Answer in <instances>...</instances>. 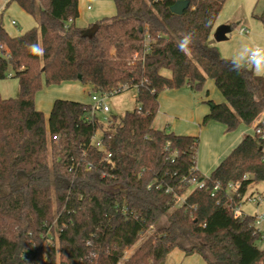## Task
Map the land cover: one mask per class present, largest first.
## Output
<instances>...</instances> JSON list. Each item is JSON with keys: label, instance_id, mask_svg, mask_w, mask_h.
Wrapping results in <instances>:
<instances>
[{"label": "trees", "instance_id": "16d2710c", "mask_svg": "<svg viewBox=\"0 0 264 264\" xmlns=\"http://www.w3.org/2000/svg\"><path fill=\"white\" fill-rule=\"evenodd\" d=\"M12 1L39 26L13 36L0 14V78L13 72L20 85L18 97L0 95V264H121L132 247L122 264H165L175 248L209 264H264L254 216L230 207L264 182L255 131L264 130V77L237 70L210 43L227 0H188L180 15L171 11L180 0H113L116 14L92 34L74 22L79 0ZM188 33L195 39L182 48ZM208 80L225 101L207 102L202 125L256 124L254 133L169 212L188 180L202 177L200 140L153 127L158 97ZM67 81L116 94L136 87L137 107L102 121L90 103L56 99L47 119L36 94Z\"/></svg>", "mask_w": 264, "mask_h": 264}, {"label": "crops", "instance_id": "0c3cea01", "mask_svg": "<svg viewBox=\"0 0 264 264\" xmlns=\"http://www.w3.org/2000/svg\"><path fill=\"white\" fill-rule=\"evenodd\" d=\"M87 1L90 0H79V17L74 21L76 26L81 29L90 30L93 28L91 25L97 21L116 14V6L112 0H92L96 7L90 4L86 6ZM257 1L259 0H249L245 6L239 4L241 7L238 5L235 10L226 11L224 16L221 13L211 34L210 43L219 50L224 58L230 60H234L245 47L248 49L247 55L249 57L255 46H261L263 51L254 60L255 62L249 65L246 63L244 66L251 67L257 75L264 77V27L258 19L253 17V15L255 16ZM221 16L223 17L221 18ZM221 27H230L231 29L225 32L226 39L218 41L215 38V33ZM243 27L248 29V33L241 35L239 29ZM234 30L237 31L238 35L243 36L240 38L244 47L237 51H231V45L229 44ZM158 100V113L165 115L167 121L171 122L168 124L169 131L180 135H195L200 132L196 163L197 169L204 177H208L247 134L254 133L256 124L252 126L241 124L234 131H227L224 124L216 121H211L207 125L200 127L204 116L210 111V106L207 102L209 100L215 102L225 101L224 96L217 89L213 80H208L204 89L200 91H192L188 87L163 90L159 94ZM263 117L264 114L260 119H263ZM255 207H257L256 212L264 211V206H261V202ZM197 254L193 253L189 254V256L181 249L176 248L167 256L165 264H181L186 260V257L196 258L197 261L202 262L198 259Z\"/></svg>", "mask_w": 264, "mask_h": 264}, {"label": "rangeland", "instance_id": "374dc122", "mask_svg": "<svg viewBox=\"0 0 264 264\" xmlns=\"http://www.w3.org/2000/svg\"><path fill=\"white\" fill-rule=\"evenodd\" d=\"M248 2L249 0H227L226 4L222 9L223 11L220 12V14L222 13V15L224 16V13H226V11H233L236 8H238L239 4H241V6L242 5L245 6ZM88 4L92 5L93 7L94 6L96 7V5L93 3L92 0L87 1L86 6ZM256 4L257 5H255V12H254L255 16L253 15V17L258 19L262 23V26L264 27V0H259L257 1ZM240 7L239 9H241ZM0 14L2 15L3 25L5 29L13 36L20 35L34 27L39 26L38 22L30 14H28L25 10H23L16 1H12L8 5H6L5 8H1V0H0ZM223 16H221V18ZM12 20H15L16 24H12ZM86 33L92 34L93 28L90 30H86ZM232 35H233L232 40L231 42H229V44L231 45V51L241 50L244 47V45L241 43L242 39L240 37L243 36L238 35L236 30L233 31ZM164 73L167 75L170 74L168 71H165ZM19 93H20L19 80L17 77L14 76L13 72H12V76H8L4 79L0 78V95L3 98H16L19 96ZM93 95L99 96V92L97 90H94L91 84L84 83L81 81H67L61 84H54V85L44 84L42 89L36 94L35 101H36L37 109L42 110L48 119L50 110L56 99H70V100H76V101L92 104ZM136 95H137V88L131 87L123 91L122 93L113 96H108L105 99V101L109 106L110 111L106 113L98 112L100 119L104 121L105 118H109L112 115L121 116L127 111H132L134 108L137 107ZM170 123H171L170 121H167V117L165 115L158 113L153 123V127L157 129L169 130L168 124ZM202 126L203 125H201L200 127ZM195 135L198 136L200 140V135H201L200 132H197ZM190 191L191 188H189L186 191V193L181 196L179 201L176 202V204L169 210V212L172 211L179 204H181L183 202L184 197L187 194H189ZM252 194L256 196L262 195L261 206L263 207L264 182L252 183L248 188L246 195L250 196ZM242 209L246 214L254 215L257 207H255L253 202L247 201L242 205ZM166 219L167 217L165 216L163 219L160 220L159 223L161 222L165 223ZM262 229L264 230V225L262 226ZM257 245L261 249L264 248V242L262 241H259ZM135 248L136 247H132L126 250L124 259L121 261V264L126 258H128L132 254ZM197 255H198L197 257H199L198 259H200V261L202 262L197 261L196 258L186 257V260L183 261L181 264H209L201 254H197Z\"/></svg>", "mask_w": 264, "mask_h": 264}, {"label": "built area", "instance_id": "2783aa9c", "mask_svg": "<svg viewBox=\"0 0 264 264\" xmlns=\"http://www.w3.org/2000/svg\"><path fill=\"white\" fill-rule=\"evenodd\" d=\"M2 1V7L1 8H5L6 5H8L10 0H1ZM71 22V19L68 21L67 24H69ZM12 24H16L15 20H12ZM239 33L241 35L247 34L248 33V29L246 27L240 28L239 29ZM4 47L2 45H0V49H3ZM263 51V48L261 46H255L253 48V50L250 52L249 57H251L253 60H255L257 58V56ZM3 56L9 60L10 58V52L9 50L6 49L5 53H3ZM8 76H12V72H10L8 74ZM99 92V96L97 95H93L92 99H93V103H92V108L94 112H109L110 108L107 105L105 99L108 96H113L115 95L118 91H103V92ZM262 120V119H261ZM105 121H108V118H105ZM256 133L261 134L262 137L264 138V130L262 128H257ZM54 138H56V136H54ZM93 141L96 144V146L103 148V142L101 137L98 134H95L93 136ZM205 182V177L202 176L201 178H192L188 180V185L189 188H194L197 186H203ZM234 188V186H233ZM261 195L256 196V195H250L247 196L245 195L242 199V203L241 204H237L235 206H230L231 210L233 211L234 215L236 217H243L245 215H247L243 209H242V205L247 202V201H251L254 203V205H258L262 199H261ZM254 222H253V227L255 229V232L258 233L260 235V241L264 242V230L262 229V226L264 225V211L259 212L257 211L254 215Z\"/></svg>", "mask_w": 264, "mask_h": 264}, {"label": "clouds", "instance_id": "9594fccd", "mask_svg": "<svg viewBox=\"0 0 264 264\" xmlns=\"http://www.w3.org/2000/svg\"><path fill=\"white\" fill-rule=\"evenodd\" d=\"M194 39H195L194 33H188L184 37V40L182 43V48L185 45L191 44L194 41ZM247 52H248V49H247V47H245L240 51V53H238L237 57L234 58V65L237 68V70L242 68L246 63L251 64V63L255 62L251 57L247 56ZM258 71H260V70H258Z\"/></svg>", "mask_w": 264, "mask_h": 264}, {"label": "water", "instance_id": "95a60500", "mask_svg": "<svg viewBox=\"0 0 264 264\" xmlns=\"http://www.w3.org/2000/svg\"><path fill=\"white\" fill-rule=\"evenodd\" d=\"M189 7V1L188 0H180L178 1L177 3H175L172 7H171V11L175 14H182L187 8ZM226 28V29H225ZM221 27L218 29V31L215 33V38L218 40V41H221V40H224L226 39V34L225 32L227 30H230L231 28L230 27ZM117 188H119L117 186ZM121 191H124L125 190H121Z\"/></svg>", "mask_w": 264, "mask_h": 264}]
</instances>
